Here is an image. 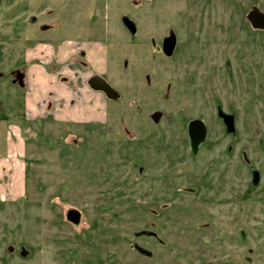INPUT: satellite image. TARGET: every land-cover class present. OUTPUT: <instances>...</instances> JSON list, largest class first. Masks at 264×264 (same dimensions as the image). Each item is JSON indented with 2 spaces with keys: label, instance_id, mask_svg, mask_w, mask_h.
<instances>
[{
  "label": "rangeland",
  "instance_id": "1",
  "mask_svg": "<svg viewBox=\"0 0 264 264\" xmlns=\"http://www.w3.org/2000/svg\"><path fill=\"white\" fill-rule=\"evenodd\" d=\"M253 5L264 11V0L0 1V264H264ZM35 64L83 93L99 73L120 97H106L104 121L28 115ZM194 118L208 130L197 154Z\"/></svg>",
  "mask_w": 264,
  "mask_h": 264
},
{
  "label": "crops",
  "instance_id": "2",
  "mask_svg": "<svg viewBox=\"0 0 264 264\" xmlns=\"http://www.w3.org/2000/svg\"><path fill=\"white\" fill-rule=\"evenodd\" d=\"M37 66L35 64V67ZM40 67L38 66L40 70L38 69L35 73L31 72V68L26 74L24 73L30 88V92L26 97L28 106L26 112L28 115L54 112L63 121H104L105 111L103 105L107 96L103 91L92 89L83 93L81 87L76 86L74 83L73 86L65 82V79L62 80V83H59L57 75ZM71 76V79H69L74 82L77 76L76 74H71ZM46 103L47 110L44 106ZM38 104H41V106ZM42 106L43 108H41Z\"/></svg>",
  "mask_w": 264,
  "mask_h": 264
},
{
  "label": "water",
  "instance_id": "3",
  "mask_svg": "<svg viewBox=\"0 0 264 264\" xmlns=\"http://www.w3.org/2000/svg\"><path fill=\"white\" fill-rule=\"evenodd\" d=\"M247 18L253 28L264 29V11L260 10L256 5H253L252 9L248 12ZM122 21L132 34L136 33L137 31L136 24L131 18H129V16L124 15L122 17ZM175 45H176V35L175 32L171 30L169 35L164 37L163 39L162 50L166 55L170 56L174 51ZM21 77L22 76L20 75L19 78ZM88 84L94 90L103 91L106 94V96L110 99L114 100L120 97V93L103 76L99 74L92 75L88 79ZM219 116H221L224 119L227 125V130L229 132L234 131L235 128L233 124V116L229 114H225L224 112L221 111V109L219 110ZM207 131H208L207 126L201 118H194L188 122V135H189L190 149L192 154L198 153L201 143H203L207 137ZM253 181L255 183L258 182L257 171H254L253 173ZM80 217H81L80 211L76 208H70L67 212V218L74 223H78ZM135 248L139 252L147 256L151 254L150 251L146 250L145 248L139 245H135ZM25 252L26 251L23 250V254H26Z\"/></svg>",
  "mask_w": 264,
  "mask_h": 264
}]
</instances>
